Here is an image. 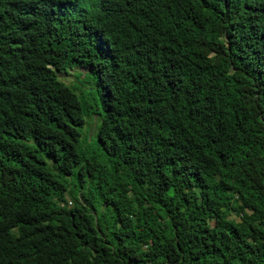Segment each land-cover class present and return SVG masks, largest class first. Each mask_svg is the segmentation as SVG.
<instances>
[{
  "label": "trees",
  "instance_id": "trees-1",
  "mask_svg": "<svg viewBox=\"0 0 264 264\" xmlns=\"http://www.w3.org/2000/svg\"><path fill=\"white\" fill-rule=\"evenodd\" d=\"M0 264H264V0H0Z\"/></svg>",
  "mask_w": 264,
  "mask_h": 264
},
{
  "label": "rangeland",
  "instance_id": "rangeland-1",
  "mask_svg": "<svg viewBox=\"0 0 264 264\" xmlns=\"http://www.w3.org/2000/svg\"><path fill=\"white\" fill-rule=\"evenodd\" d=\"M85 69H86V67L84 65L77 66V67H69L67 72H60L59 75H60L61 79H63L65 82L68 83V82H71L73 80L74 81L77 80V78L75 76V72L77 70L84 71ZM82 78H83V75H80V79H82ZM77 83H78L77 84L78 86H80V85L84 86V84H85L84 82L82 83L79 80L77 81ZM90 99L92 100V98H90ZM92 114H94V112ZM94 127H95V120L92 119L91 123H89V130L90 131L94 130Z\"/></svg>",
  "mask_w": 264,
  "mask_h": 264
}]
</instances>
